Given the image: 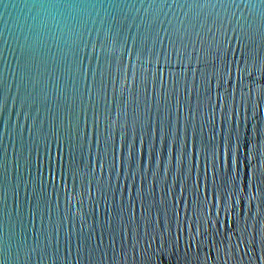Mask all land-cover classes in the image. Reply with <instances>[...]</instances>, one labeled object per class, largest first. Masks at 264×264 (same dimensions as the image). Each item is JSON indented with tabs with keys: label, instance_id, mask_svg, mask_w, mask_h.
I'll return each mask as SVG.
<instances>
[{
	"label": "water",
	"instance_id": "water-1",
	"mask_svg": "<svg viewBox=\"0 0 264 264\" xmlns=\"http://www.w3.org/2000/svg\"><path fill=\"white\" fill-rule=\"evenodd\" d=\"M0 264H264V0H0Z\"/></svg>",
	"mask_w": 264,
	"mask_h": 264
}]
</instances>
